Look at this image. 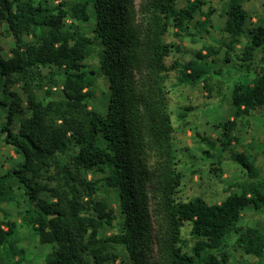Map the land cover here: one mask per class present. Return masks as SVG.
I'll list each match as a JSON object with an SVG mask.
<instances>
[{
	"label": "trees",
	"instance_id": "1",
	"mask_svg": "<svg viewBox=\"0 0 264 264\" xmlns=\"http://www.w3.org/2000/svg\"><path fill=\"white\" fill-rule=\"evenodd\" d=\"M245 2L227 0L220 46L206 45L188 63L169 66L171 27L193 40L192 28L201 39L208 33L210 15L196 21L206 0H187L181 8L178 0H144L139 7L135 0H0V28L7 26L14 40L11 58L0 52V135L21 159L0 175V264H113L115 244L130 264H228L232 234L238 250L264 261V225L242 223L247 210L264 212V176L246 155L232 154L248 179L222 203L178 197L184 176L166 88L172 70L179 69L182 84L208 86L211 74L222 75V65L236 61L235 69L250 79L234 85V119L216 128L222 151L237 143L235 120L264 107V24H250ZM71 18H93L92 36L67 24ZM98 76L108 83L105 112L87 108ZM17 84L26 98L13 90ZM45 86L48 98L57 86L63 97L39 100L37 88ZM101 182L117 194L125 218L109 239L100 234L118 217L97 198ZM12 203L21 208L23 226L49 247L43 261L30 258L5 207ZM186 223L191 253L183 244Z\"/></svg>",
	"mask_w": 264,
	"mask_h": 264
},
{
	"label": "rangeland",
	"instance_id": "2",
	"mask_svg": "<svg viewBox=\"0 0 264 264\" xmlns=\"http://www.w3.org/2000/svg\"><path fill=\"white\" fill-rule=\"evenodd\" d=\"M67 1L78 2L79 0H50L52 5ZM139 7L144 0H135ZM207 6L203 8V15H198L196 21H204L210 15V25L208 33L203 35L204 39L196 34L198 29H193V38L186 35L178 37L176 29L171 27L167 35V41L172 44L173 50L166 62L169 66L186 64L196 58L206 45L220 46L224 39L223 28L225 26V11L227 10V0H206ZM187 0H178L177 6L184 7ZM249 15L250 24H264V0H246L244 5ZM67 24H75L87 36H92L95 22L93 18L89 22H82L76 19H68ZM7 26L0 28V52L3 57L11 58V50L14 47V40L7 31ZM196 33V34H195ZM223 49V48H222ZM240 51V47L237 51ZM203 54L206 53L203 51ZM224 57L222 51L217 57L218 66ZM205 62L207 60H204ZM96 59H91L89 65H95ZM236 61L223 64L222 75L211 74L208 86L202 81L195 86L182 84L179 81V69L172 70L166 82L169 98V111L174 126V143L176 149V160L179 170L183 173V182L178 192V197L184 201L194 197H203L209 203L220 204L225 201L231 193L239 192L237 184L248 179L246 170L233 159L234 152L242 153L251 160L264 176V107L253 111L242 119L235 120L236 127L234 136L238 139L233 142L230 149L222 151L218 139L222 138L223 123L234 119V107L232 105V91L235 84L240 81H248L250 78L238 72ZM21 84L13 87L23 98H26ZM49 86L37 88V97L43 99H61L62 90L59 86L51 89V97L46 95ZM93 97L87 101L88 110L105 112L108 105V83L104 76L96 78L93 87ZM5 112L0 108V126L5 120ZM17 130V125L15 126ZM4 136L0 135V175L16 167L21 161L14 149L7 145ZM208 142L217 144L214 150ZM209 150L216 160L207 159L205 151ZM214 162V163H212ZM218 169V171H215ZM93 174L88 175V179H93ZM98 179L101 175H97ZM97 198L106 202L109 208L115 210L118 219L114 225L107 227L100 234L101 238L109 239L120 233V228L125 224V218L120 213L117 194L103 187V182L99 185ZM22 205V204H21ZM11 213L10 220L16 221L20 225L19 234L24 239V246L29 250V256L34 261H43L49 247L39 244L38 237L33 230L23 226L19 218V205L12 203L5 206ZM24 206H22L23 208ZM242 223L248 226L264 225V212L260 213L252 209L244 212ZM192 225L186 223L182 228V238L185 250L191 253L194 240L191 236ZM236 237L234 234L228 237L230 261L228 264H264L256 257L243 254L235 247ZM114 245V244H113ZM115 252L118 259L113 264H130L129 258L122 245L115 244Z\"/></svg>",
	"mask_w": 264,
	"mask_h": 264
}]
</instances>
